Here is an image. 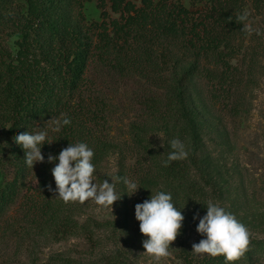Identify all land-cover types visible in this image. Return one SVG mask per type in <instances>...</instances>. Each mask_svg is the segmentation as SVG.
Masks as SVG:
<instances>
[{"label": "rangeland", "instance_id": "1", "mask_svg": "<svg viewBox=\"0 0 264 264\" xmlns=\"http://www.w3.org/2000/svg\"><path fill=\"white\" fill-rule=\"evenodd\" d=\"M131 1L141 5V0ZM248 1L249 21L260 34L253 32L237 40L235 49H225L222 59L203 61L201 72L189 84V95L207 126L201 132L204 146L195 163H191L186 180L168 181L153 176L155 173L147 170L148 160L134 143L136 129L158 146L172 140L165 132L166 126L173 125L171 115L176 108L171 69L131 68L122 73L95 60L86 74L89 94L92 106L104 114L98 125L99 135L114 148L95 166L94 182L99 185L107 179L111 183L124 164L126 178L140 188L129 196L126 186L116 183L122 197L113 204L112 211L92 200L82 204L83 211L76 220L86 224L90 237L88 233L47 237L38 234L25 218L28 205L44 193L43 173L39 172L42 163L36 162L26 186L5 216L0 264L48 262L58 255L84 264L104 263L110 257L124 264H156L144 254L143 241L147 237L140 232L135 205L157 191L171 193L173 203L184 216L180 235L171 245V255L159 264H200L209 257L192 252V245L206 238L196 229L199 219L207 213L209 201L234 214L249 229L251 238H264V5L258 9L252 0ZM79 2L82 7L76 4V11L81 10L88 22L104 20L101 0ZM183 3L196 9L205 7L208 0ZM104 6L108 21L120 18L111 9L110 0ZM2 35L7 37L8 33ZM13 141L0 125V190L11 173L8 158ZM49 183L55 185L52 174ZM238 264H264V257Z\"/></svg>", "mask_w": 264, "mask_h": 264}, {"label": "trees", "instance_id": "2", "mask_svg": "<svg viewBox=\"0 0 264 264\" xmlns=\"http://www.w3.org/2000/svg\"><path fill=\"white\" fill-rule=\"evenodd\" d=\"M110 1L120 18L108 21L106 0H101L104 20L99 23L88 22L81 10L76 11V4L82 7L79 0H0V125L13 138L26 131L47 130L53 141L41 147L45 161L39 172L43 173L44 193L28 205L25 214L37 233L47 237L89 234L86 224L76 220L82 204L64 203L49 183L51 169L58 163H49V154L58 156L70 143L83 142L93 149L92 162L97 166L114 148L99 135L104 114L92 106L86 75L89 65L96 60L122 73L131 68L171 69L176 108L171 115L173 125L166 126L165 132L183 141L186 151L190 150L188 157L164 167L169 142L158 146L136 129L134 143L148 160L147 170L153 176L184 182L204 146L201 132L207 126L189 95V84L201 72L203 61L222 59L225 49L231 52L235 42L247 36L235 18L247 10L248 0H208L205 7L196 9L187 7L184 0H141L140 6L131 0ZM252 1L258 9L264 5V0ZM5 32L7 37L2 35ZM63 116L71 124L51 131L50 120ZM9 152L11 173L0 190V234L10 206L35 168V164L32 169L26 165L25 152L14 141ZM116 176L126 177L124 164ZM260 257H264V238H251L249 251L229 264L255 262ZM32 264L84 263L58 255ZM88 264L124 263L110 257L104 263ZM200 264H225V258L209 256Z\"/></svg>", "mask_w": 264, "mask_h": 264}, {"label": "clouds", "instance_id": "3", "mask_svg": "<svg viewBox=\"0 0 264 264\" xmlns=\"http://www.w3.org/2000/svg\"><path fill=\"white\" fill-rule=\"evenodd\" d=\"M250 13L245 10L237 14L235 20L243 25L242 31L251 35L255 32L260 34L258 29L253 28L249 21ZM71 119L52 118L50 128L53 132H59L64 126L70 125ZM14 143L21 146L25 152V163L33 168L36 162L43 163L45 157L42 155L41 147L44 144H51L47 130L35 132L18 133ZM170 151L163 166L168 167L173 161L184 160L188 157L185 144L179 138L169 142ZM161 147L163 145L161 144ZM94 151L86 143H70L67 148L60 151L58 156L49 154L48 162L55 163L51 169L55 181L58 198L64 203L79 202L84 204L92 200L96 205L103 208H111L113 204L121 199L116 191V183L123 182L129 196L138 190L136 182L126 177H113L111 183L107 179L97 185L94 182L96 167L93 164ZM51 191V185L48 186ZM207 213L199 219L197 232L205 239L192 245V252L196 255H208L210 257L223 256L225 264L239 261L247 251L251 243L249 229L241 223L234 214L225 210L217 202L207 203ZM135 218L139 221V229L142 235L147 237L143 241L144 254L148 255L156 264L162 258L171 255L172 243L180 235L184 216L182 211L173 203L171 193L157 191L143 203L135 205ZM196 217H194L195 219Z\"/></svg>", "mask_w": 264, "mask_h": 264}]
</instances>
